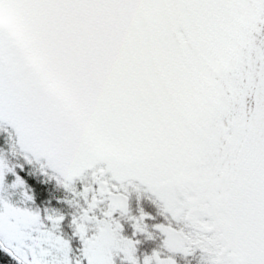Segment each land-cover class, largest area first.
I'll return each instance as SVG.
<instances>
[{"label":"snow or ice","instance_id":"snow-or-ice-1","mask_svg":"<svg viewBox=\"0 0 264 264\" xmlns=\"http://www.w3.org/2000/svg\"><path fill=\"white\" fill-rule=\"evenodd\" d=\"M0 264H264V0H0Z\"/></svg>","mask_w":264,"mask_h":264}]
</instances>
